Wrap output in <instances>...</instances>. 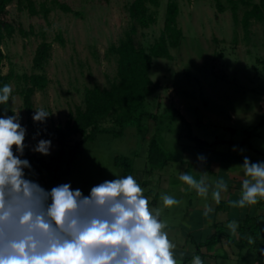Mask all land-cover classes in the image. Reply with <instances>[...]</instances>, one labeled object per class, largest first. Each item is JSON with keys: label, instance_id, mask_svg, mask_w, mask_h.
I'll return each mask as SVG.
<instances>
[{"label": "rangeland", "instance_id": "1", "mask_svg": "<svg viewBox=\"0 0 264 264\" xmlns=\"http://www.w3.org/2000/svg\"><path fill=\"white\" fill-rule=\"evenodd\" d=\"M43 1L50 6V0H35L36 6ZM132 1L58 0L71 11L54 8L46 18L19 12L14 3L10 4L5 13L0 14V20L15 29L20 28L27 35L16 31L3 42L6 60L1 72L6 75L12 71L13 78L9 83L12 88L10 100L0 105V116L19 112L20 123L27 129L25 144L28 145L21 158L28 159L31 165L43 161L53 167L54 172L43 167L32 168L35 175L30 178L38 180L44 188L50 190L70 183L73 189L79 188L88 195L93 186L124 177L123 169L115 166L114 161L127 158L131 162L129 175L141 186L149 208L159 209L162 222H172L179 228L190 206L193 208L199 202L197 192L188 190L179 179L181 163L188 164V173L199 179L218 155L211 149L200 150L189 136L209 144L216 140L232 144V149L246 141L240 152L246 156H252L251 149L264 152V125L255 130L264 119L261 63L264 60V21L252 20L246 36L241 16L249 7L237 2V20L234 22L226 0H175L179 9L177 26L182 31V38L177 47L170 48V59L152 60L149 74L151 80L159 84L147 104V110L155 120H143L140 131L136 127H127L121 137L97 135L95 141L83 144L71 164L66 155L63 161L60 160L58 153L76 145L79 136H72L63 145L51 140V154L47 156L31 150L40 139H45L33 135L29 128V123L34 122L35 110L42 108L51 114L44 123L34 122L41 134L45 127L64 124L75 107L83 106L85 89L95 85L109 87L115 77L116 62L115 57H107L105 53L129 29L131 21L127 6ZM168 1L158 0V7L146 3L149 12L155 15V23L137 29L135 40L140 47L148 49L160 36ZM258 2L252 0V4ZM42 40L51 44L50 56L40 69H35L32 58ZM32 73L45 74L48 85L33 94V107L31 113H27L20 94L25 87L21 76ZM102 125L112 126L111 119L104 120ZM255 131H259V135H254ZM152 136L174 161L150 171L146 157ZM216 149L220 148L213 147ZM198 154L207 157L203 167L197 163ZM165 194L175 197L180 204L165 207L161 198ZM230 253L239 252L232 247ZM242 255L243 260L229 255L219 259L218 264H254L253 251H242Z\"/></svg>", "mask_w": 264, "mask_h": 264}, {"label": "clouds", "instance_id": "2", "mask_svg": "<svg viewBox=\"0 0 264 264\" xmlns=\"http://www.w3.org/2000/svg\"><path fill=\"white\" fill-rule=\"evenodd\" d=\"M11 92L10 85L0 88V105L9 102ZM50 115L41 108L32 118L44 123ZM20 120L19 112L0 116V264H182L184 253L178 262L160 210L149 208L133 176L105 180L88 195L70 183L49 190L30 178L35 172L30 161L21 158L28 145ZM51 148L50 139H40L31 150L47 156ZM206 162L204 154L197 155L201 167ZM241 166L247 178L240 198L228 203L242 209L264 198V161L245 156ZM179 179L198 195L209 192L206 175L197 179L182 173ZM227 189L224 179L215 181L211 194L217 204ZM161 198L165 207L180 204L167 194ZM211 211L207 207L205 217ZM227 228L237 235L238 222L230 221ZM191 264L204 262L196 255Z\"/></svg>", "mask_w": 264, "mask_h": 264}, {"label": "trees", "instance_id": "3", "mask_svg": "<svg viewBox=\"0 0 264 264\" xmlns=\"http://www.w3.org/2000/svg\"><path fill=\"white\" fill-rule=\"evenodd\" d=\"M108 2V0H102ZM230 4V10L234 22L237 20V2L249 7L244 10L241 16V24L246 36L249 34V26L252 20L264 21V0H259L257 4L252 0H226ZM158 7V0H133L127 6V12L131 21L129 29L117 44H112L105 55L115 57L116 73L115 77L107 88H100L95 85L85 89L83 106H77L68 115L64 124H57L52 128L45 127L39 132V127L34 123H29L32 134L43 136L46 140H54L57 144L63 145L72 136H79V142L65 151H60L58 157L64 160L65 155L68 164L74 160V156L82 148L83 144L95 141L99 134H110L113 137H121L127 127H136L138 131L142 128L145 119L154 121L155 117L147 110L148 98L155 94L159 88L157 82L150 78L152 60L154 58L170 59V48L177 47L182 38V31L177 26V16L179 14L178 5L175 0H169L166 5L165 23L163 30L157 40L148 49L140 47L135 37L138 28H148L155 23L154 13L149 12L146 3ZM14 3L19 12L26 11L30 16L42 15L46 18L49 13L58 8L64 12H70L66 4L59 3L58 0H50V6L46 1L36 6L35 0H0V14L5 13L6 8ZM219 7V4H217ZM18 31L21 35L27 34L19 29H15L11 24L0 20V88L5 84L9 85L13 78L12 71L2 75L1 66L6 60L2 51V45L6 38H10ZM61 40L60 36L58 38ZM51 44L42 40L35 48L32 58V65L35 69H40L49 59ZM264 71V60L261 61ZM21 80L25 87L20 91L22 96V106L27 113H31L33 104L32 96L36 91H43L48 85L45 74L32 73L22 75ZM180 116V115H179ZM111 119L110 127H104L102 122ZM187 126L188 123L179 117ZM264 125V119L258 124L255 130ZM256 132V131H255ZM189 139L197 148L209 146L206 142L189 136ZM25 154V153H24ZM147 163L150 171L161 169L174 161L168 157L162 147L157 143L155 136L149 140L147 147ZM115 166L122 168L124 177L131 171V162L127 158H116ZM40 164V166H38ZM33 164L32 168H45L48 172H54L51 165L40 162ZM36 169V170H37ZM223 238L226 243L238 250V259L243 260L242 251H253L255 254L254 264H264V225L253 217H246L238 222L237 237L230 238L220 226L215 227L214 234L205 242L208 249L217 244L218 239ZM251 238V242L249 241ZM245 260V259H244Z\"/></svg>", "mask_w": 264, "mask_h": 264}, {"label": "crops", "instance_id": "4", "mask_svg": "<svg viewBox=\"0 0 264 264\" xmlns=\"http://www.w3.org/2000/svg\"><path fill=\"white\" fill-rule=\"evenodd\" d=\"M258 132L256 131L254 135H259L257 134ZM203 142H206L209 146L199 148L200 150L211 149V151H215L218 154L217 160H211L210 166L207 165L209 166L207 167L208 169L203 171L204 173L202 174L207 176V183L210 186L209 192L206 196L197 194L199 202L196 206L193 208L190 206L187 210L185 218L179 224L181 227H175L172 222H163L165 224L164 230L168 233L169 240L174 245L173 252L178 262L180 261L179 254L184 253L182 264H191L193 256L196 255L200 256L204 264H218L219 259H226L229 255L233 256V258L237 256V253L228 254L232 246L228 245L223 238L218 239L217 244L211 249L206 247L205 242L214 234L216 226H220L230 238L235 239L237 235H232L227 228V224L230 221L240 222L246 217H253L264 225V198L258 197L257 204L246 206L242 209L230 207L228 203L229 200L236 201L240 198L242 180L247 178L241 166L246 155L240 153V150L244 149L246 141L237 145L235 151L232 149V144L227 145L217 140L211 144L207 141ZM213 147L220 149L213 150ZM249 148H251L250 144ZM249 153L252 156L247 157L252 162L264 161V152L251 149ZM181 166L183 168L180 170L179 176L182 173L189 172L188 164L183 162ZM218 179H224L228 184V189L222 193V199L219 204L215 202L211 194L215 181ZM201 200H204V202ZM207 207H211L213 211L209 213L208 217H205L204 212Z\"/></svg>", "mask_w": 264, "mask_h": 264}]
</instances>
